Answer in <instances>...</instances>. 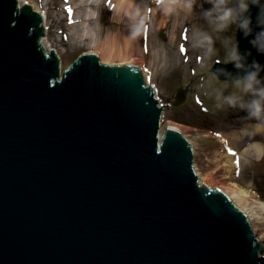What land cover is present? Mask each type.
<instances>
[{"label": "water", "instance_id": "obj_1", "mask_svg": "<svg viewBox=\"0 0 264 264\" xmlns=\"http://www.w3.org/2000/svg\"><path fill=\"white\" fill-rule=\"evenodd\" d=\"M44 21L0 0V264L264 262L247 214L200 181L190 141L174 127L161 135L142 69L89 53L62 73ZM253 38L237 31L239 50L264 65Z\"/></svg>", "mask_w": 264, "mask_h": 264}, {"label": "rangeland", "instance_id": "obj_2", "mask_svg": "<svg viewBox=\"0 0 264 264\" xmlns=\"http://www.w3.org/2000/svg\"><path fill=\"white\" fill-rule=\"evenodd\" d=\"M105 1L109 3L107 6L103 4ZM105 1L95 9V19L88 28L83 23L79 27L76 25L77 20L81 22L85 18L82 15L84 8L78 7L79 0H21L19 3H29L34 10L47 14L45 38L51 48L59 53L63 70L82 54L89 53L98 54L104 64H130L144 69L147 83L154 89L156 98L164 108L161 134L164 135L171 125L178 127L193 146L194 165L200 181L213 189L225 191L237 206L250 212L253 223L257 225L263 218L262 213L256 212L252 205L242 204L240 199L251 191L264 201V155L260 159L246 156L239 162L231 182L237 191H232L229 185L217 179H212V184L206 182L214 171L215 159L220 153L221 136H236L233 131L240 129L235 127L236 122L244 124L247 115L244 111L228 109L227 106H215L214 90L224 89L223 81L216 80L212 71L215 62L224 59V49L219 41L215 44L217 54L210 58L204 56L202 49L193 47L195 33L208 30V26L198 14L186 15L181 7L184 0H135L134 8L139 7L142 15L146 16L145 27L140 29L135 39H129L132 21L125 14L129 12L128 8L116 14V5L111 0ZM167 3H175L176 14H163L162 5ZM209 7L208 4L204 5L205 9ZM220 35L234 37L237 33L233 27ZM228 90H232L231 85H228ZM228 90L225 94H228ZM181 91L186 92V100L175 106L176 96ZM245 121L246 124L255 122ZM260 136L258 134L257 137ZM229 147H233L232 143ZM228 152L235 153V150ZM257 236L263 240L264 249V231L259 228ZM261 256L264 257V251Z\"/></svg>", "mask_w": 264, "mask_h": 264}, {"label": "clouds", "instance_id": "obj_3", "mask_svg": "<svg viewBox=\"0 0 264 264\" xmlns=\"http://www.w3.org/2000/svg\"><path fill=\"white\" fill-rule=\"evenodd\" d=\"M205 4L210 7L205 9ZM181 7L185 10L186 15L198 14L208 26V30L195 33L193 47L202 49L204 56L210 58L217 54L218 50L215 44L219 41L224 49V59L221 63L224 65L231 63L237 70L235 77L223 69L214 73V78L218 81L219 75L228 77L225 81H220L224 85V89L214 90L215 106L217 108L227 106L228 109L244 111L247 114L245 120L256 121V123H251L241 129L243 135L249 134L248 128L253 130V135L264 131V78H261L264 65L255 59H252L251 63L248 62L252 57V52L246 50L241 54L236 35L234 37L220 35L234 27L236 33L239 31L244 39L254 36L249 40L250 45L258 54L264 55V0H184ZM250 8L257 10L254 19ZM162 10L165 16L177 12L175 3L163 4ZM125 14L132 21L128 38L135 39L140 34V29L145 27L146 16L142 15L139 7ZM91 16L93 19L95 18L94 13ZM213 33L217 35L214 36ZM85 34L87 35V32ZM54 50L56 51V49ZM57 54L59 53L57 52ZM63 71L62 68V73ZM228 85L232 86L231 91L228 90ZM226 90H228V94H225ZM160 104L162 105L161 102ZM249 147L252 148L255 145H249ZM259 158L260 153L257 154V159Z\"/></svg>", "mask_w": 264, "mask_h": 264}, {"label": "bare ground", "instance_id": "obj_4", "mask_svg": "<svg viewBox=\"0 0 264 264\" xmlns=\"http://www.w3.org/2000/svg\"><path fill=\"white\" fill-rule=\"evenodd\" d=\"M19 1H21V0H19ZM79 1H80V3L78 5V7L81 6L84 8L82 15L85 18H83V21H81V22H78L80 20H77L76 25L80 26V24L83 23L84 27L87 25V28H88V27L92 26V20L95 19V18L94 19L92 18L91 14H93V13L95 14V9L97 8V6L102 4V2L105 0H79ZM107 2L108 1H105V3L103 2V4H105L107 6L109 4ZM134 2H136V1L135 0H111V3L116 5L115 6L116 7L115 8L116 14H118L121 10H124L125 8H128L129 12L132 11L134 9L133 5H135ZM78 7H76V8H78ZM42 13L44 14V17H45L44 27L46 28V22L48 20L47 14L45 12H42ZM75 14L77 16V12H75ZM46 29L48 30V28H46ZM42 44L45 47V49L47 50V52L52 49L49 42L46 40L45 37L42 40ZM116 44H117V42H116ZM124 65H130V64H124ZM144 75L146 76L145 71H144ZM146 84L148 86H150L147 83V81H146ZM251 123L254 124V123H256V121L246 124V121L244 120V124H242V125H239L240 123L236 122L235 127L240 128L236 132L233 131V133H234L233 135H236V136H234V137L233 136L230 137L228 135L227 136L226 135L221 136L222 137V139H221L222 144H221L220 153L216 156L215 164H214V171L208 177V180L206 181L207 183L212 184V179H217V181H219L220 183H222L224 185H229L232 188L231 190L233 191L235 188L232 187L231 182L234 179L235 170H237L239 168V162L243 161L244 158H246V156H248L250 158L257 159L258 153H260V158L263 157V155H264V131L258 132L255 135H253V134H251L253 130L251 128H248V133H249L248 135H243L241 133V129L244 126L249 125ZM171 127L178 128L175 125H171ZM258 134H261V136H260L261 138L257 137ZM235 137H237L238 139L237 140L233 139ZM252 137H254V138H252ZM241 139L243 141L246 140L244 144H243V141ZM230 143H232V146H233L232 148L229 147ZM249 145H255V147L250 148ZM229 150H235L236 154L232 155L231 153L228 152ZM234 191H237V190H234ZM241 198L242 199H240V200H241L242 204H244L246 206L252 205V208L254 210H256V212L262 213L263 218L257 222L258 223L257 225H256V223L255 224L253 223L251 216H250V212L247 209H244L240 206H237L235 203L234 204L247 214V216L250 220V223L252 225V228L257 233L259 231V228L261 231H264V201L260 200V198L257 196V194H255L251 191L245 193V195L241 196ZM258 240H260V239L258 238ZM261 241L263 242V240H261Z\"/></svg>", "mask_w": 264, "mask_h": 264}, {"label": "snow or ice", "instance_id": "obj_5", "mask_svg": "<svg viewBox=\"0 0 264 264\" xmlns=\"http://www.w3.org/2000/svg\"><path fill=\"white\" fill-rule=\"evenodd\" d=\"M69 11H71L70 9H69ZM183 50V49H182ZM232 155H235V153H231Z\"/></svg>", "mask_w": 264, "mask_h": 264}]
</instances>
